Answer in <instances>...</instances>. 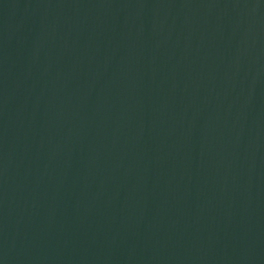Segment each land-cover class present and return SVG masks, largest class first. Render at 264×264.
Segmentation results:
<instances>
[{
	"label": "water",
	"instance_id": "water-1",
	"mask_svg": "<svg viewBox=\"0 0 264 264\" xmlns=\"http://www.w3.org/2000/svg\"><path fill=\"white\" fill-rule=\"evenodd\" d=\"M0 264H264V0H0Z\"/></svg>",
	"mask_w": 264,
	"mask_h": 264
}]
</instances>
